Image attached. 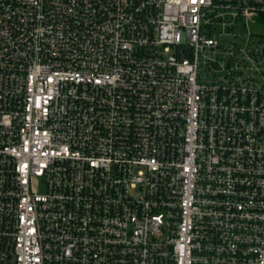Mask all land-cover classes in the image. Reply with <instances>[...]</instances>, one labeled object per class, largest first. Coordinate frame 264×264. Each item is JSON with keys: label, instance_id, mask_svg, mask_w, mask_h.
Wrapping results in <instances>:
<instances>
[{"label": "built area", "instance_id": "built-area-1", "mask_svg": "<svg viewBox=\"0 0 264 264\" xmlns=\"http://www.w3.org/2000/svg\"><path fill=\"white\" fill-rule=\"evenodd\" d=\"M0 264H264V0H0Z\"/></svg>", "mask_w": 264, "mask_h": 264}]
</instances>
